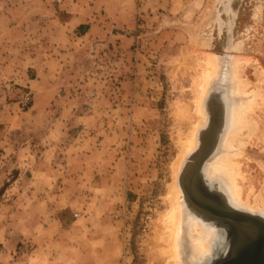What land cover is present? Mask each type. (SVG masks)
<instances>
[{"label":"rangeland","instance_id":"374dc122","mask_svg":"<svg viewBox=\"0 0 264 264\" xmlns=\"http://www.w3.org/2000/svg\"><path fill=\"white\" fill-rule=\"evenodd\" d=\"M68 15L61 0H0V264H168L173 190L213 231L210 257L189 264L231 254L233 229L183 174L214 120L195 196L264 220V0H174L103 38L77 36ZM239 102L246 127L224 155L249 205L207 170Z\"/></svg>","mask_w":264,"mask_h":264},{"label":"bare ground","instance_id":"6f19581e","mask_svg":"<svg viewBox=\"0 0 264 264\" xmlns=\"http://www.w3.org/2000/svg\"><path fill=\"white\" fill-rule=\"evenodd\" d=\"M206 55V54H205ZM209 55V56H208ZM208 55H206L207 57H205V59L207 58H209V59H211V60H208L209 61V63L211 64V65H214V59H212V58H210V54H208ZM212 57V56H211ZM205 59H204V61H205ZM201 60V59H200ZM214 60V61H213ZM208 61H205V62H207L208 63ZM210 61H213V62H210ZM205 62H201L203 65H204V63ZM198 63V62H197ZM208 63V64H209ZM201 64V65H202ZM202 65V66H203ZM207 65V64H206ZM204 66V67H202V68H204V73L202 74V76L200 75V77H201V79H199V81H200V85H202V87H201V90L199 89V91H200V93H198V94H201V92H202V94H204V93H207V92H204L206 89H207V87H208V85L206 86V80L208 79V75H209V71L208 70H210V69H207V67H208V65L207 66ZM211 65H209V67L211 66ZM212 70V69H211ZM211 70H210V72H211ZM237 70V69H236ZM226 73V72H225ZM212 74V73H211ZM236 75H238V74H236ZM228 76V75H227ZM210 77H211V75H210ZM237 78V77H236ZM237 80H239V78L238 79H236L235 80V82H234V84H233V86H234V88H235V91L237 92L238 90L242 93V90L244 89V87L242 88L241 86H240V84H239V82L237 81ZM240 80H242V79H240ZM239 80V81H240ZM198 81V80H197ZM241 82H243V81H241ZM198 83V82H197ZM206 83V84H205ZM198 85V84H197ZM206 88V89H205ZM204 92V93H203ZM240 92H238V93H240ZM243 92H245V90H243ZM202 94L201 95H199V97H201L202 96ZM205 95V94H204ZM198 99V98H197ZM196 99V100H197ZM203 100V99H202ZM202 100H201V104H202ZM234 100V99H233ZM235 101V100H234ZM233 102V101H232ZM250 103V102H249ZM249 103H247V104H249ZM198 104L200 105V99H199V101H198ZM197 104V109L198 110H201V108L199 109V105ZM247 104H245V103H243V102H241V105H240V102H239V104L237 103L236 105H235V108H234V111L232 112V118H231V128H228L229 130L227 131V134H226V138H225V141H224V143H222V145H221V147H219L217 150H218V153L220 152V156H218L216 159H215V161H213L212 162V164H210L209 165V168H207V170H208V172H209V174H210V176H212L213 178H215V177H218V178H221L222 179V181L224 182V184H225V186L228 188H226V190H230L229 191V193H230V195H231V197L233 198V200L235 201V202H238V204L240 203V202H243V203H245V204H248V203H246V202H244L243 200H242V197H241V188H239L238 187V185H237V179H236V177H237V175L239 176V172H238V174L237 173H235V162H228V160H227V156L228 155H224V153L225 152H227L228 153V151L230 152V151H233V150H235V149H233L232 148V150L230 149V147H232V146H234L235 144L234 143H231V140H233L234 141V136H236V134L237 133H241V131L243 130L242 128H245L246 127V125H245V127L243 126V124H244V122H243V120H244V118H245V111H248V110H250L251 108H250V104L249 105H247ZM243 105H247V106H249V109H247L248 107H245V106H243ZM251 105H252V103H251ZM229 109V108H228ZM198 110H197V112H198ZM222 109H220V114H221V111ZM232 110V109H231ZM228 114V113H227ZM227 119V118H226ZM246 121V120H245ZM243 123V124H242ZM199 123L197 122V124H195L196 126L198 125ZM226 124V123H225ZM246 124V123H245ZM198 127H199V125H198ZM194 128H196L197 129V127H194ZM196 129H193L194 131L196 130ZM242 129V130H241ZM224 130H225V128H224ZM194 131H192V133H194ZM196 133V132H195ZM188 135V134H187ZM196 134H194V136H195ZM193 136V137H194ZM197 136V135H196ZM192 137V138H193ZM236 137H238V135L236 136ZM190 138H191V136H190ZM195 138V137H194ZM233 138V139H232ZM236 139V138H235ZM195 140H196V138H195ZM188 141V140H187ZM232 141V142H233ZM235 142V141H234ZM193 143H194V140L192 139H189V145H188V143H185V145L187 144L189 147H191L190 146V144H192L193 145ZM236 143V142H235ZM195 144V143H194ZM234 144V145H233ZM186 145V146H187ZM187 146V147H188ZM240 146V145H239ZM183 147H185V146H183ZM182 147V148H183ZM235 147H238V146H234V148ZM239 148V147H238ZM188 148H186V150H185V148L183 149L184 150V153H185V151L188 153L189 151L187 150ZM214 150V149H213ZM237 150V149H236ZM222 152V153H221ZM240 152V151H239ZM239 152L237 153V152H234V153H236V154H239ZM186 153V154H187ZM236 154L234 155L233 153H232V155H234V156H236ZM185 155V154H184ZM183 155V156H184ZM231 155V154H230ZM180 156V155H179ZM182 156V157H183ZM186 156V155H185ZM181 157V156H180ZM185 158V157H184ZM231 158H233V157H231ZM178 160H179V158H178ZM233 160V159H232ZM180 161V160H179ZM231 161V160H230ZM181 162V161H180ZM182 163V162H181ZM180 163V164H181ZM237 163V162H236ZM175 165V164H174ZM238 168V167H237ZM177 169V168H176ZM180 169V167L178 168V170ZM237 170V169H236ZM238 171V170H237ZM176 172H178V171H176ZM175 172V173H176ZM177 174V173H176ZM174 183V182H173ZM172 186H174V185H172ZM175 187L177 188V186L175 185ZM175 187H173V188H175ZM176 190V189H175ZM176 192H177V190H176ZM174 190H173V193H172V195H171V197L172 196H174L173 198H174V206H171V210H170V212L166 215V216H164V217H166L165 219H164V223H163V228H164V232H165V236H162V237H160L161 239L160 240H162V238L164 239V241H165V244H166V246H167V248H161L160 250L162 251V254H163V259L165 258V256L168 254V264H189V262H190V260H192L193 259V261H197L198 263L200 262H202V261H205L208 257H210V256H208L209 255V252L211 251V246L210 245H212L210 242H211V240H210V237L212 238V236H213V231L211 230V229H208V225L206 226V225H203L202 224V222H199L198 221V214L196 213V211H194V209H192L191 207H189L188 206V204L186 205V203H185V205L183 204V206H185V208H184V210L182 211L181 209H179V207H181L180 206V201H179V198H178V196L179 195H176V194H179V193H176ZM227 192V191H226ZM228 193V192H227ZM174 194V195H173ZM229 195V196H230ZM171 199V198H170ZM258 199V198H257ZM171 201V203H172V199L170 200ZM192 201V200H191ZM190 201V202H191ZM257 201V200H256ZM189 202V203H190ZM234 203V202H233ZM257 203V202H256ZM216 204V203H215ZM236 205V204H235ZM249 205V204H248ZM256 205V204H255ZM242 207V209H244L243 208V206H241ZM186 208H187V210L189 211V212H187V210H186ZM247 210H248V208H246ZM237 212H239V213H242V214H250V215H256L255 213H253L254 212V210H253V212H251V210H248V211H243V212H241V211H238V210H236ZM257 211V210H256ZM182 212H183V218L184 219H182ZM251 212V213H250ZM260 212V211H259ZM258 212V213H259ZM166 214V213H165ZM164 214V215H165ZM257 216V215H256ZM161 219V218H160ZM160 222H161V220H160ZM162 223V222H161ZM194 224V225H193ZM210 227V226H209ZM212 228V227H211ZM199 231V232H198ZM156 234H158V233H156ZM212 235V236H211ZM156 238V237H155ZM158 238H159V236H158ZM155 240H157V239H155ZM154 241V240H153ZM163 241V242H164ZM162 242V241H161ZM158 246H160V245H158ZM159 249V248H158ZM158 249H157V251H158ZM252 249H255V253H253L252 251H248L246 254H247V258H249V257H251V256H255V259H257V261H256V264H264V245H263V247H258V246H256L255 248H252ZM261 249V250H260ZM156 251V250H155ZM160 251H158V253H159ZM259 252H261V253H259ZM161 253V252H160ZM161 255V254H160ZM208 256V257H207ZM262 256V257H261ZM160 257H162V256H160ZM166 257V258H167ZM227 257V256H226ZM188 259H189V261H188ZM223 259V258H222ZM247 260V259H246ZM249 260V259H248ZM192 261V262H193ZM163 262V261H162ZM191 263V262H190ZM197 263V264H198ZM167 264V263H166ZM203 264V263H202ZM247 264H250V263H247ZM253 264V263H252ZM255 264V263H254Z\"/></svg>","mask_w":264,"mask_h":264},{"label":"water","instance_id":"95a60500","mask_svg":"<svg viewBox=\"0 0 264 264\" xmlns=\"http://www.w3.org/2000/svg\"><path fill=\"white\" fill-rule=\"evenodd\" d=\"M214 123L216 122L212 120L209 128L204 132L201 146L186 163L183 174V184L187 189L189 197L195 204L199 205L206 213L208 212L210 215L217 216L223 221L228 222L229 226L233 229V238L229 239L228 242L229 250H232L231 254L229 252L226 254L227 257L225 256L223 259L217 261L214 259L212 262L215 261V264H256L257 259H255V256L253 255L247 258L246 253L248 251L255 253V249L252 248L256 246L260 248L263 247L264 220L256 215H246L237 212L233 208L220 206V204L216 203V198L210 197L209 194L204 195L205 193L201 192L203 193L201 198L195 196L194 186L197 184L199 170L203 167L206 158L210 155L212 150L214 139L213 137L210 138V136L214 133L213 131L219 130L218 125Z\"/></svg>","mask_w":264,"mask_h":264},{"label":"crops","instance_id":"0c3cea01","mask_svg":"<svg viewBox=\"0 0 264 264\" xmlns=\"http://www.w3.org/2000/svg\"><path fill=\"white\" fill-rule=\"evenodd\" d=\"M77 36L103 38L115 29H132L139 16L172 7L174 0H61ZM162 14V13H161Z\"/></svg>","mask_w":264,"mask_h":264},{"label":"flooded vegetation","instance_id":"af4514ba","mask_svg":"<svg viewBox=\"0 0 264 264\" xmlns=\"http://www.w3.org/2000/svg\"><path fill=\"white\" fill-rule=\"evenodd\" d=\"M205 194H207V193H205ZM205 194H204V195H205ZM263 256H264V255H263ZM263 258H264V257H263ZM263 260H264V259H263Z\"/></svg>","mask_w":264,"mask_h":264}]
</instances>
